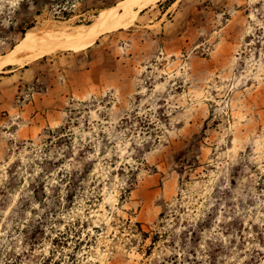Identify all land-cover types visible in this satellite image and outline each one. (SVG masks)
Listing matches in <instances>:
<instances>
[{"label": "rangeland", "instance_id": "374dc122", "mask_svg": "<svg viewBox=\"0 0 264 264\" xmlns=\"http://www.w3.org/2000/svg\"><path fill=\"white\" fill-rule=\"evenodd\" d=\"M121 1L0 0V264H264V0Z\"/></svg>", "mask_w": 264, "mask_h": 264}, {"label": "bare ground", "instance_id": "6f19581e", "mask_svg": "<svg viewBox=\"0 0 264 264\" xmlns=\"http://www.w3.org/2000/svg\"><path fill=\"white\" fill-rule=\"evenodd\" d=\"M126 0H122V3H125ZM140 2V0H135V2L133 3L134 5H137ZM67 28L62 29V30H57L55 32H49L45 35V37L51 39L52 41H56V43L58 44L59 41L63 42L60 39V35L62 34L63 36H66L68 41L67 44H76L75 40H74V35L67 33ZM32 35H29L28 37H31ZM37 45V47L42 48L41 43L35 44V46ZM28 46V43H25L24 45H22V47L20 49H15L13 52H11L10 54H7L5 56H0V71L7 65H12V64H20V63H24L25 61L34 58V55L30 54V55H21L23 54V52L26 51V48ZM34 46V45H33ZM32 56V57H31ZM29 57V59H27Z\"/></svg>", "mask_w": 264, "mask_h": 264}, {"label": "trees", "instance_id": "16d2710c", "mask_svg": "<svg viewBox=\"0 0 264 264\" xmlns=\"http://www.w3.org/2000/svg\"><path fill=\"white\" fill-rule=\"evenodd\" d=\"M32 27H34V22L29 23V24H28V27H26L25 29L21 30L22 35L24 36V34L27 32V30L30 29V28H32ZM190 145H192V144H190ZM190 145H189V146H190ZM188 149H189V147L186 146L185 150L187 151Z\"/></svg>", "mask_w": 264, "mask_h": 264}, {"label": "crops", "instance_id": "0c3cea01", "mask_svg": "<svg viewBox=\"0 0 264 264\" xmlns=\"http://www.w3.org/2000/svg\"><path fill=\"white\" fill-rule=\"evenodd\" d=\"M33 68H34V67H32L31 70H35V69H33ZM34 72H36V71H34Z\"/></svg>", "mask_w": 264, "mask_h": 264}]
</instances>
